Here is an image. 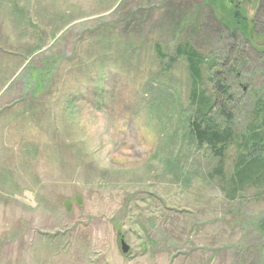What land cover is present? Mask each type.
<instances>
[{
	"label": "rangeland",
	"instance_id": "374dc122",
	"mask_svg": "<svg viewBox=\"0 0 264 264\" xmlns=\"http://www.w3.org/2000/svg\"><path fill=\"white\" fill-rule=\"evenodd\" d=\"M263 44L264 0H0V264H264V185L232 184ZM186 47L197 97L228 70L221 159L188 131Z\"/></svg>",
	"mask_w": 264,
	"mask_h": 264
},
{
	"label": "trees",
	"instance_id": "16d2710c",
	"mask_svg": "<svg viewBox=\"0 0 264 264\" xmlns=\"http://www.w3.org/2000/svg\"><path fill=\"white\" fill-rule=\"evenodd\" d=\"M246 21L247 19L244 15L234 12L230 17V21H228V26L222 20L215 21V24H223L230 34L233 31L239 30L242 38L247 39L250 35ZM184 49L186 50L182 51L177 49L176 57L183 55L193 86L191 98L192 101L197 99L194 109L196 118L188 122L189 134L199 146L208 148L215 156L221 159L223 154L232 147L234 141L231 128L228 125L221 128L213 118L215 116L213 115L214 111L217 110L218 114H223V109L226 108V105L231 100L228 97V91L225 88L223 80L220 79L224 77L225 72L228 70L226 68L223 69L224 71L222 73H219L214 71L216 65L213 67L209 66L210 68L207 69V74L210 75L214 93L212 91L211 98L206 97L205 93L199 94L197 97L195 92L196 83L200 79L201 68L204 63L202 57L192 49L188 50L189 47ZM156 55L157 57L159 56V59L165 57L159 48H157ZM213 98L214 100H212ZM216 105H219V107ZM259 110L264 114V103ZM226 123L228 124L229 121H226ZM239 146L241 150L236 151L232 184H236L239 189L250 184L264 185V131L262 129H259V131H254L253 129L248 130L242 137ZM216 171L218 174L222 173L223 166L221 162H219Z\"/></svg>",
	"mask_w": 264,
	"mask_h": 264
},
{
	"label": "water",
	"instance_id": "95a60500",
	"mask_svg": "<svg viewBox=\"0 0 264 264\" xmlns=\"http://www.w3.org/2000/svg\"><path fill=\"white\" fill-rule=\"evenodd\" d=\"M120 247H121V253L126 254L128 247L126 245H124V243L122 241L120 242Z\"/></svg>",
	"mask_w": 264,
	"mask_h": 264
}]
</instances>
